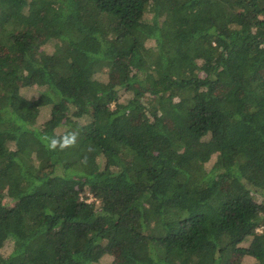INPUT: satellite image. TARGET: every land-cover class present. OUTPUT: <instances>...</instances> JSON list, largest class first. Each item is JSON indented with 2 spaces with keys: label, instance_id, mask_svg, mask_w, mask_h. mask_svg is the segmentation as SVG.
<instances>
[{
  "label": "trees",
  "instance_id": "obj_1",
  "mask_svg": "<svg viewBox=\"0 0 264 264\" xmlns=\"http://www.w3.org/2000/svg\"><path fill=\"white\" fill-rule=\"evenodd\" d=\"M108 247L264 264V0H0V264Z\"/></svg>",
  "mask_w": 264,
  "mask_h": 264
},
{
  "label": "rangeland",
  "instance_id": "obj_2",
  "mask_svg": "<svg viewBox=\"0 0 264 264\" xmlns=\"http://www.w3.org/2000/svg\"><path fill=\"white\" fill-rule=\"evenodd\" d=\"M52 44L48 43V42H45L42 49L49 53L51 50H52ZM23 92H26V94L28 95H33L35 93V87L34 86H31V87H27L23 90ZM222 92L221 89H218L217 93L218 95H220V93ZM120 101H123L125 98H127L128 94L125 93V92H120ZM44 111H41V116L44 115ZM47 114V113H46ZM214 158V156H213ZM211 161V160H210ZM90 200V199H89ZM88 200V201H89ZM10 247H11V242H6L3 246V252H4V256H8L9 255V252H10ZM112 249H110V247L107 248L106 250V253H105V260L102 262V264H108L109 262L111 264H117V262L115 261L114 259V254L112 253L111 251ZM253 250L254 251H257V247L256 246H253ZM233 263H238V262H243V264H254V260L251 256H243L242 254H235L233 257H232V260H231Z\"/></svg>",
  "mask_w": 264,
  "mask_h": 264
},
{
  "label": "clouds",
  "instance_id": "obj_3",
  "mask_svg": "<svg viewBox=\"0 0 264 264\" xmlns=\"http://www.w3.org/2000/svg\"><path fill=\"white\" fill-rule=\"evenodd\" d=\"M71 136H72V142L74 143L75 142V139H76V133H71ZM60 143H61L60 141H54L53 142V147L59 146ZM63 146L68 147V146H71V144L63 145Z\"/></svg>",
  "mask_w": 264,
  "mask_h": 264
}]
</instances>
